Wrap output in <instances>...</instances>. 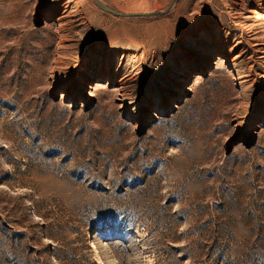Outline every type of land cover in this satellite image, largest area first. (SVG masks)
Listing matches in <instances>:
<instances>
[{
  "label": "rangeland",
  "instance_id": "1",
  "mask_svg": "<svg viewBox=\"0 0 264 264\" xmlns=\"http://www.w3.org/2000/svg\"><path fill=\"white\" fill-rule=\"evenodd\" d=\"M0 0V264H264V0Z\"/></svg>",
  "mask_w": 264,
  "mask_h": 264
},
{
  "label": "water",
  "instance_id": "2",
  "mask_svg": "<svg viewBox=\"0 0 264 264\" xmlns=\"http://www.w3.org/2000/svg\"><path fill=\"white\" fill-rule=\"evenodd\" d=\"M95 4L102 10L107 11L113 15H120V16H131V15H149V14H155L159 11H151V12H124L115 10L113 8H110L109 6L102 3L100 0H94Z\"/></svg>",
  "mask_w": 264,
  "mask_h": 264
},
{
  "label": "clouds",
  "instance_id": "3",
  "mask_svg": "<svg viewBox=\"0 0 264 264\" xmlns=\"http://www.w3.org/2000/svg\"><path fill=\"white\" fill-rule=\"evenodd\" d=\"M149 264H152V261H149Z\"/></svg>",
  "mask_w": 264,
  "mask_h": 264
}]
</instances>
